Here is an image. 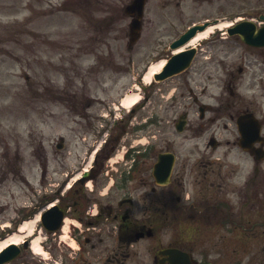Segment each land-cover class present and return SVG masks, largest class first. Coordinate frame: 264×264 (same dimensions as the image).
Wrapping results in <instances>:
<instances>
[{"label":"flooded vegetation","instance_id":"flooded-vegetation-1","mask_svg":"<svg viewBox=\"0 0 264 264\" xmlns=\"http://www.w3.org/2000/svg\"><path fill=\"white\" fill-rule=\"evenodd\" d=\"M239 6L214 18L232 21L194 47L185 70L149 86L143 75L153 41L125 42L124 56H115L116 42L93 47L98 53L106 44L107 52L91 66L90 89H80V103L62 114L73 117L67 122L72 141L57 160L67 170L73 156L74 168L33 206L57 208L50 224L61 215L60 228L45 242V264H264V48L227 32L236 23L254 22L243 24L246 32L264 27V0ZM148 8L145 0L142 32L157 39L153 61L167 60L170 43L162 39L175 21ZM189 49L177 52L180 60ZM211 87L220 90L219 103H200ZM254 91L262 103L249 94ZM100 92L106 97L87 98ZM126 92L142 95L141 102L123 107ZM154 94L158 99L148 102ZM195 107L204 110L197 123L189 118ZM247 115L252 126L244 147L237 121ZM179 122L181 141L173 138ZM48 161L45 156V166ZM157 162L161 175L171 166L168 179H154ZM72 173L78 181L66 184Z\"/></svg>","mask_w":264,"mask_h":264},{"label":"rangeland","instance_id":"rangeland-1","mask_svg":"<svg viewBox=\"0 0 264 264\" xmlns=\"http://www.w3.org/2000/svg\"><path fill=\"white\" fill-rule=\"evenodd\" d=\"M126 2L119 0L117 4L122 7ZM198 2L149 0L148 9H156L173 21L176 17L177 33L187 23L218 14L220 9L224 15L240 7L239 0ZM110 4V0H0V226L8 221L19 222L18 215L27 212L33 199L35 189L31 185L40 183L38 175L42 168L37 157L31 158V152L44 147L50 156L58 155V138H72L71 124H67L73 120L69 111L80 103V89H90L95 58L107 52V45H101L99 53L94 54L96 41L128 40V20L120 8L116 13L110 11ZM162 5L169 7L162 9ZM110 18L114 19L113 29L106 22ZM153 18L156 19L154 14ZM141 38L155 40L144 32ZM115 47V56L126 55L120 44ZM238 64L235 61L234 68ZM219 92L215 87L209 88L200 102L218 104ZM115 93L116 87L109 96ZM99 97L106 96L100 92ZM153 98L156 100L155 95ZM256 100L262 103L261 98ZM65 110L69 112L65 114L67 118L62 116ZM190 118L199 122L196 107ZM173 138L181 141L184 134H175ZM52 169L53 162L46 174L47 179H53L51 183L59 178V172ZM37 229L40 230L39 225ZM44 256L27 250L12 264H42L39 257Z\"/></svg>","mask_w":264,"mask_h":264},{"label":"bare ground","instance_id":"bare-ground-1","mask_svg":"<svg viewBox=\"0 0 264 264\" xmlns=\"http://www.w3.org/2000/svg\"><path fill=\"white\" fill-rule=\"evenodd\" d=\"M211 29L212 28H208L204 33L198 34L194 39H192L190 41V45L192 46V45H194V43H196V41H198L202 38H205ZM161 65H162V63L160 62V63L156 64L153 68L150 69L149 73L147 74V76L145 78L146 81H148L150 79V77L152 76L151 74L156 72L161 67ZM136 100L137 99L135 97H130V98L125 99L123 101V104L125 106H130V105L134 104L136 102ZM37 221H38V216H36V218H34L32 220L24 221L23 223H21L19 225V228H18L19 234L18 233L12 234V235H9L8 237H6L5 239H0V250H2L8 244H19L24 237L30 236L34 231V225ZM40 242H41V238L39 236H37L31 242V250H33V252L35 254H41L42 253V248L40 246Z\"/></svg>","mask_w":264,"mask_h":264},{"label":"water","instance_id":"water-1","mask_svg":"<svg viewBox=\"0 0 264 264\" xmlns=\"http://www.w3.org/2000/svg\"><path fill=\"white\" fill-rule=\"evenodd\" d=\"M138 3H139L138 0H135L133 3V5L135 6L134 9L136 11H139ZM200 29H202V27H200ZM191 31H193V30H191ZM253 43H255V45H258V46H264V32H262V31L259 32V39L255 38ZM24 247H25V245H24ZM19 251H20L19 248L14 246V245H11L8 248H6L4 251H2L0 253V264H4L6 262L13 260L19 254Z\"/></svg>","mask_w":264,"mask_h":264}]
</instances>
